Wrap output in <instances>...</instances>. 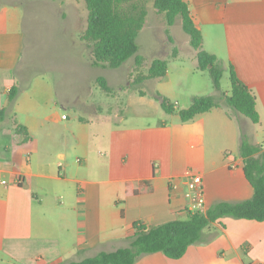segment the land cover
Listing matches in <instances>:
<instances>
[{"label": "crops", "instance_id": "obj_1", "mask_svg": "<svg viewBox=\"0 0 264 264\" xmlns=\"http://www.w3.org/2000/svg\"><path fill=\"white\" fill-rule=\"evenodd\" d=\"M187 2L203 50L256 96L259 124L219 107L189 122L163 110L172 122L144 128L119 116L104 132L59 110L16 107L8 94L18 86L21 15L15 0H0V264H69L128 247L135 223L187 220L202 209L189 173L203 179L205 211L253 197L240 147L264 131V0ZM136 264H264V222L227 217L183 258L155 253Z\"/></svg>", "mask_w": 264, "mask_h": 264}, {"label": "rangeland", "instance_id": "obj_2", "mask_svg": "<svg viewBox=\"0 0 264 264\" xmlns=\"http://www.w3.org/2000/svg\"><path fill=\"white\" fill-rule=\"evenodd\" d=\"M15 1L22 38L16 66V107L38 110L43 116L59 110L60 116L68 114L76 122L82 118L105 132L108 124L115 126L113 119L119 116L126 118L124 126L128 128L160 125L165 119L172 122L163 111L164 99L173 104L178 101L181 110L187 109L194 97L216 94L210 72L198 69L197 52L181 20L168 27L165 16L154 6L155 0H125L127 8L137 5L147 11V19L137 39L139 53L118 69L93 65V49L81 39L88 24L84 0ZM155 60L169 62L162 80L149 78ZM100 77L108 81L110 92L102 89ZM221 88L223 92L231 89L228 67H224ZM22 116L25 120L28 113ZM256 131L254 141L248 142L264 144V131Z\"/></svg>", "mask_w": 264, "mask_h": 264}, {"label": "trees", "instance_id": "obj_3", "mask_svg": "<svg viewBox=\"0 0 264 264\" xmlns=\"http://www.w3.org/2000/svg\"><path fill=\"white\" fill-rule=\"evenodd\" d=\"M84 2L88 11V24L81 39L93 49V65L118 69L137 56L140 50L137 39L145 26L147 11L137 5L127 8L124 6L125 0ZM154 6L158 13L165 16L168 27H173L178 18L181 20L183 31L197 52L198 69L210 72L216 93L194 97L190 107L181 110L164 99L163 110L168 114H178L182 122H189L214 108L226 107L250 119L252 123L259 124L256 96L238 78L233 67L230 68L231 92L229 95L222 92L224 67L215 56L203 50V34L194 21L187 0H155ZM168 68L167 60H155L149 78L164 79ZM99 83L103 90L111 91L104 77L99 78ZM17 95L18 87L15 86L8 94L10 104H14ZM4 114L5 111H2L0 116L3 117ZM22 130L27 135L25 127L17 129L19 132ZM240 154L244 160L246 177L254 189L251 199L239 203H216L205 212H189L187 220H174L150 228L142 223H135L134 235L130 237L128 247L114 252H101L94 257L69 264H136L142 257L155 253L178 260L186 255L191 246L203 243L205 231L224 218L264 222L263 145L244 141Z\"/></svg>", "mask_w": 264, "mask_h": 264}, {"label": "built area", "instance_id": "obj_4", "mask_svg": "<svg viewBox=\"0 0 264 264\" xmlns=\"http://www.w3.org/2000/svg\"><path fill=\"white\" fill-rule=\"evenodd\" d=\"M64 119H66V116H63ZM188 182L190 185V189L196 192V201L198 205L202 208L200 211L205 212L204 204H205V198H204V183L203 179L200 175H195L193 173H189L187 175Z\"/></svg>", "mask_w": 264, "mask_h": 264}]
</instances>
